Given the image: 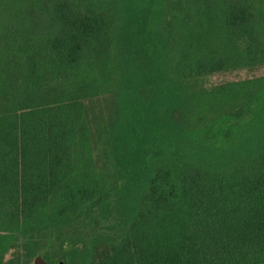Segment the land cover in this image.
<instances>
[{
  "label": "trees",
  "instance_id": "16d2710c",
  "mask_svg": "<svg viewBox=\"0 0 264 264\" xmlns=\"http://www.w3.org/2000/svg\"><path fill=\"white\" fill-rule=\"evenodd\" d=\"M93 1L0 0V264L45 244L47 264H264V78L191 95L165 65L187 45L207 70L264 61V0H187L178 30L167 0H114L140 66L119 78L99 172L82 98L111 80L121 25ZM201 99L233 105L175 127L170 105Z\"/></svg>",
  "mask_w": 264,
  "mask_h": 264
},
{
  "label": "rangeland",
  "instance_id": "374dc122",
  "mask_svg": "<svg viewBox=\"0 0 264 264\" xmlns=\"http://www.w3.org/2000/svg\"><path fill=\"white\" fill-rule=\"evenodd\" d=\"M44 2L46 0H37ZM171 2L170 11H167L169 18L173 19V26L178 30L184 23V17L191 16L189 12V7L187 5V0H167ZM81 2L86 8H91L94 1L93 0H77ZM104 8L98 10L100 13L106 14L110 20L121 25L120 27H113L108 29L107 37L105 40L110 41L111 45L106 47L108 51V59L110 63L108 64V78L111 80L106 83L103 88L97 91H92L88 93L86 97L82 98L84 104V112L87 125L90 129V139L93 151L92 163L97 171H101L105 167V157L102 155L101 141H105L111 134L113 128L116 126L119 118V100L122 91L126 90V86H121L119 84V78H132V74L139 70V59L134 57L133 51L134 46L131 43L132 33L126 27V22H123L121 15L119 16V8L115 5L114 0H109L108 2H103ZM95 4H98L95 1ZM31 14H35L31 11ZM173 17V18H172ZM181 32H185L186 28H182ZM118 38L121 40L120 45L116 43ZM186 45V44H183ZM197 48L200 50V46L197 44ZM177 52V53H176ZM182 53L183 57H180ZM187 53L191 55V58L187 57ZM179 56V57H178ZM192 46L187 45V47H180V51L172 48L169 53L165 56V65L168 71V76L175 78V70L178 67L179 71H183L179 80L183 82L184 89L188 94L203 93L207 95L209 92H215L218 88L234 83L246 80L263 79L264 78V61L259 63H253L251 65L239 66L236 64H226L224 69H212L207 70L206 67L198 68V61L192 59ZM200 61V60H199ZM201 107L199 109H193L192 106H181L178 104H171L168 110L170 120L173 125L177 128H183L188 124V126L193 127L196 125V120L198 118H208L210 116H217L221 109L233 105L232 101L227 102V104L214 107L209 110L207 103L210 101L201 99ZM4 227H8L5 225ZM2 230V229H0ZM5 230V229H3ZM6 231V230H5ZM8 232V231H7ZM6 232L0 231V234ZM18 236V235H17ZM19 238V236H18ZM20 241V239H18ZM49 245L45 244L40 248L41 256L43 251H46ZM15 251L14 249H9L6 254L3 255V260L6 262L8 259L12 258ZM110 254L108 249H98L96 252L97 259L106 258ZM29 264H33V260ZM54 264H58L56 261Z\"/></svg>",
  "mask_w": 264,
  "mask_h": 264
},
{
  "label": "water",
  "instance_id": "95a60500",
  "mask_svg": "<svg viewBox=\"0 0 264 264\" xmlns=\"http://www.w3.org/2000/svg\"><path fill=\"white\" fill-rule=\"evenodd\" d=\"M33 264H47V263L41 256H36L33 260ZM58 264H64V260L59 259Z\"/></svg>",
  "mask_w": 264,
  "mask_h": 264
},
{
  "label": "flooded vegetation",
  "instance_id": "af4514ba",
  "mask_svg": "<svg viewBox=\"0 0 264 264\" xmlns=\"http://www.w3.org/2000/svg\"><path fill=\"white\" fill-rule=\"evenodd\" d=\"M47 263V262H46Z\"/></svg>",
  "mask_w": 264,
  "mask_h": 264
}]
</instances>
